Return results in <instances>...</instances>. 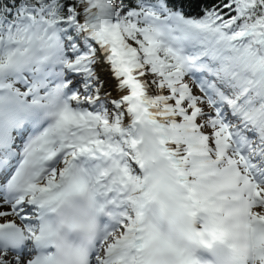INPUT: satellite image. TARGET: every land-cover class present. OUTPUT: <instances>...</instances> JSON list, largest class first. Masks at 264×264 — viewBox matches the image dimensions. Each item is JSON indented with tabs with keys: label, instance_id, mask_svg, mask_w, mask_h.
Masks as SVG:
<instances>
[{
	"label": "snow or ice",
	"instance_id": "6c2138e0",
	"mask_svg": "<svg viewBox=\"0 0 264 264\" xmlns=\"http://www.w3.org/2000/svg\"><path fill=\"white\" fill-rule=\"evenodd\" d=\"M0 264H264V0H0Z\"/></svg>",
	"mask_w": 264,
	"mask_h": 264
}]
</instances>
